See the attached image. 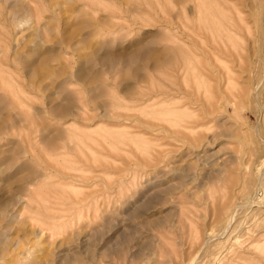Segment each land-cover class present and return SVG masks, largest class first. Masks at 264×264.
Here are the masks:
<instances>
[{
	"label": "rangeland",
	"instance_id": "rangeland-1",
	"mask_svg": "<svg viewBox=\"0 0 264 264\" xmlns=\"http://www.w3.org/2000/svg\"><path fill=\"white\" fill-rule=\"evenodd\" d=\"M258 13L0 0V264H264Z\"/></svg>",
	"mask_w": 264,
	"mask_h": 264
},
{
	"label": "bare ground",
	"instance_id": "bare-ground-1",
	"mask_svg": "<svg viewBox=\"0 0 264 264\" xmlns=\"http://www.w3.org/2000/svg\"><path fill=\"white\" fill-rule=\"evenodd\" d=\"M256 5H257V7H258V9H259V13L258 14H260V21L264 24V0H256ZM259 21V20H258ZM263 26V25H262ZM264 58V57H263ZM182 70V69H181ZM181 72V71H180ZM261 85H262V83H257V85H256V87L254 88L255 90H257L259 87H261ZM139 88V87H138ZM129 89H131V88H129ZM142 90V89H141ZM173 90V89H172ZM170 92V91H169ZM141 93V92H140ZM151 94V93H150ZM166 93H158V96L160 95H165ZM159 96V97H160ZM135 97H137V96H135ZM153 98V97H152ZM163 98H164V96H163ZM264 165V164H263ZM258 173V172H257ZM259 174V176H258V178H257V180H256V186H257V188H256V190L254 189V191L255 192H251V191H253V190H251V191H248L249 189H251L252 187H253V184H254V181H252V180H247V181H245L244 182V184H242V185H239V187L241 188V190H247L246 192H249V196L251 197V198H253V197H255L256 195H254V194H256V191H258L259 190V188H261V187H264V169L262 168V171L260 172V173H258ZM257 174V175H258ZM247 176V175H246ZM253 177V176H252ZM253 179V178H252ZM240 181V179L238 180V182ZM242 182V181H241ZM240 183V182H239ZM236 185H238L237 184V182L234 184V186H236ZM233 192H234V189H233ZM232 192V193H233ZM230 194H231V192H230ZM238 195V194H237ZM230 196V195H229ZM235 196V195H234ZM241 198V197H240ZM248 198V197H247ZM237 200V199H236ZM247 199H244V200H239V202L236 204L237 206V208H238V206L240 205H244V202L246 201ZM223 204H225V202L223 203ZM222 205V204H221ZM220 207V206H219ZM236 207H235V210L229 215V222H233L232 220H233V217H234V214H235V211H236ZM220 209V208H219ZM214 211H216V209H213ZM221 210V209H220ZM222 211V210H221ZM232 211V210H231ZM219 212V211H218ZM220 214V213H219ZM218 215V214H217ZM221 215V214H220ZM216 216V215H215ZM223 216V215H222ZM214 218V217H213ZM220 219V218H219ZM224 221V220H223ZM225 222V221H224ZM226 223V222H225ZM227 227V226H226ZM225 227V228H226ZM225 232V231H224ZM223 233V232H222ZM227 234V233H226ZM88 235V234H87ZM198 236V235H197ZM209 236V235H208ZM223 236H226L225 234H221L219 237H223ZM216 238V237H215ZM203 243V242H202ZM211 245H213V244H211ZM202 246V245H201ZM172 249V248H171ZM177 250V249H176ZM171 254V253H170ZM195 254H196V252H195ZM174 255V254H173ZM174 257V256H173ZM192 259H193V257H192ZM37 261V260H36ZM188 263V262H187ZM193 263V261H191L190 263H188V264H192Z\"/></svg>",
	"mask_w": 264,
	"mask_h": 264
}]
</instances>
